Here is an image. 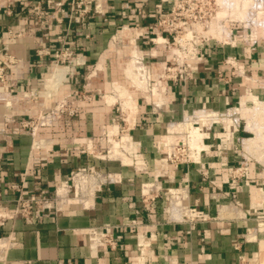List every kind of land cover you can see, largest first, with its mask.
<instances>
[{
	"label": "crops",
	"instance_id": "crops-1",
	"mask_svg": "<svg viewBox=\"0 0 264 264\" xmlns=\"http://www.w3.org/2000/svg\"><path fill=\"white\" fill-rule=\"evenodd\" d=\"M34 1L0 0V48L8 42L7 29L28 27L27 36L10 45L19 62L9 70L5 90L0 88V183L5 203L0 208L4 217L0 218V264H264V147H247L246 141L255 137L253 132L234 125L229 140L219 142L196 164L161 165L156 154V144L164 141L175 120L197 109L229 110L244 96L264 100L263 28L251 35L232 36L229 43H223L225 39L209 43L193 76L185 83L165 81L159 98L152 95L155 88L157 92L153 86L150 102L160 106L141 109L136 118L139 126L132 131L146 149L148 165L136 167L142 171L131 165L115 169L91 165L107 169L103 174L115 178L96 185L94 191L88 189L81 194L83 199L65 196L67 202H62L63 197L51 198L56 187L57 191L66 186L58 175L88 165H61L64 158L55 157L54 140L42 134L46 128L31 136L20 130V122L29 117L26 112L31 107H36L35 118H39L44 113L40 104L53 106L74 88L84 86L92 91L99 86L108 91L105 99L86 104L70 128L71 134L80 131V140L88 147L97 146L96 138L104 128L112 127L114 117L113 103L106 96H115L114 78L120 72L126 74L123 64L114 70L119 52L115 53L112 38L121 26H137L133 27L136 30L150 24L158 15L157 6L168 10L172 0H97L96 11L81 21L58 13L41 25L36 21L33 25L28 13ZM8 6L13 8L12 15L4 12ZM130 34L124 40L131 38L139 51L142 70L149 75L162 71L163 47L140 33ZM63 38L83 62L48 88L45 79L53 67V51ZM260 80L263 83L256 87L253 83ZM29 90H41L46 101L24 98ZM71 156L65 161L83 158L76 152ZM243 159L247 165H239ZM23 175L25 197L37 192L43 207H48L41 220L17 212L18 195L9 186L20 184ZM187 205H195L201 217L186 219L183 210Z\"/></svg>",
	"mask_w": 264,
	"mask_h": 264
},
{
	"label": "rangeland",
	"instance_id": "rangeland-1",
	"mask_svg": "<svg viewBox=\"0 0 264 264\" xmlns=\"http://www.w3.org/2000/svg\"><path fill=\"white\" fill-rule=\"evenodd\" d=\"M219 1L220 4H218V8L216 9L214 16L209 21L208 23L209 25H207V27L206 26L198 27L199 29L202 28L201 33L203 37H211V42H212L215 41L213 38H218L221 40H224L226 38L228 39L231 28H232L233 37L244 36L245 34L251 35L257 29L258 31H260L261 28H263L264 30V0H262V2H258L261 0L258 1L219 0ZM30 19L34 21L33 25H35V21H37V18L31 17ZM240 20L246 22L247 25H244L243 22H240ZM32 27L34 26L31 25V28ZM26 29L28 30V27ZM14 30H16V32L12 31V33L9 34H8L9 30L8 29L6 30L8 40L11 39V34L13 35V33H15L16 37L20 33V36L16 38L17 40L22 37L25 38L27 36V30H25L23 27L14 28ZM203 31L206 32L203 33ZM116 33L118 38L116 42L113 44V46L115 47L114 48L115 53L117 52V50L120 53L119 55L120 58L118 57L120 63L119 62L116 63L118 60L117 59L115 60L114 70L117 71L120 67L121 68H123L124 66L126 67L128 60H130L129 59L130 56L131 55L133 56V54L135 53L137 57V64L139 66L140 73L138 75L139 77L138 82H136L135 79L132 78L131 76H128L127 74L123 73L124 71L120 72V75H118L119 78L117 77L114 78L113 82H116L117 84L120 83L119 88H112L116 93L115 96L113 93H111L112 95L106 96L107 101L111 102V104L113 103L112 107L114 110V114H113L114 117L111 122L112 127L108 126L103 129L104 131L102 132V134L96 138V141L98 143L97 146L91 145V147L90 146L88 147L87 143L80 140L81 138L80 131H76V133L71 134L70 128L73 127L71 121L73 120L74 117L79 115V113L83 112L84 106L86 104L92 101L94 103L96 101H100L108 93V91H101L99 86H96L97 88L96 89L94 88L92 91H90V89H86L84 86L79 88H74L73 92H71L69 95L66 94L67 96H65L62 99L63 101L60 100L56 102L55 105L53 106H47L45 103L40 104V108L44 110L43 111L44 113H39V114L46 115L45 119H42L40 115L39 118L37 117L35 118L36 116L35 106L31 107L33 108L30 109L31 112H26V114L29 117H25L24 119H22V121L24 122H29V123L33 122L32 124L34 125L37 131H40V129L43 127L46 128L45 130H43L42 134H44L46 140H50V139L54 140L55 147L53 146L52 147L55 151H58L56 153L58 154V156L55 157H60L59 155H63L64 158V160L61 162V165H67V164L88 165L87 168L84 167H81L79 169L73 168L71 170H67L65 173L63 171L61 173L62 177L61 174L58 175V181L60 183L63 181L68 186L67 187L68 189L67 196H69L68 199H83L81 194L85 193V189H86L85 184L87 182H95L98 185L100 183H103L104 180L107 181L110 178L111 179L115 178V176L114 177L111 175L106 176L105 174H103V172H107V169H101L98 166H91V165H103V166L109 165L111 169L118 168V165H131L134 168H136L137 165H148V162L146 161L147 157L144 154L146 149H144L145 147L143 146V143H141L140 141L137 140L136 137H134L132 131L137 129V127L139 126L138 120H136V118L138 117L141 109H146L148 106L159 108L160 106L159 104L150 102L149 99L150 91L153 89L154 82H156L157 80H161L160 86H156L157 92L155 88L154 89L155 92L152 94L154 98H159L160 95L159 93L162 92L161 91L162 84L166 85L165 79L159 77L160 74L163 73L161 70L157 71L156 74H154V72L153 73L151 72L149 78L148 72L142 70V65H140V60L138 59L139 58L138 55H140V53L134 47V44L131 42V38L129 39V41L124 40V37L127 34L129 35L131 33L132 35L135 36V34L138 35V33H142L139 27L138 29L135 30V28L129 26L128 24L125 25L124 27L123 26L119 27ZM144 35H148V38L146 39H149L150 37L153 36L151 32ZM241 39H243V37ZM15 43L16 42H13L11 45ZM67 46H71V45L63 38L60 45L57 46L56 49H60V50L62 49L63 51H65ZM75 53H77L76 50ZM162 53H163L162 55L163 59L161 60L163 61L166 59V56L168 55V48L163 47ZM51 61L53 66H55L56 62L53 61V59H51ZM78 61L81 63L83 62L81 58L78 59ZM148 61L150 64L151 60L149 59ZM148 61L145 62V65H147ZM121 64H123L124 66ZM66 65L69 68V72L72 71V69L74 68V66L68 63L61 64V62H59V64L56 66L65 67ZM157 65L155 64L153 67H156ZM148 68L149 67L147 66V69ZM98 80L100 81V79ZM258 83L262 84L263 82L260 80L254 82L253 84L256 85L257 87L259 85ZM6 87H4L3 90H5ZM168 90H166L167 95L170 94V91ZM244 93L245 92L242 93V96L244 95ZM43 95L44 94L41 93V90H29L26 92L24 98L29 100H36V101L39 100L45 102L46 101L45 98L47 96H43ZM104 99L102 100L103 102ZM248 99L250 98L244 96L238 99V103L231 106L229 110L218 112V114H213V112L209 109L207 110L197 109V111H193L183 119H180L181 121L175 120V122H183V124L181 123L170 124L168 126L169 133L166 134L165 132L166 135L164 138L166 139H163L164 142L167 143L171 152L168 154L167 152L168 147L166 146L167 147L166 150L164 147L165 146L164 143L159 142L158 144H156L157 157L158 159H160V161L161 160L164 161L162 162L161 165L179 166V165L196 164L198 162V156H202L204 155V153L205 154L209 153L210 149L216 148L219 142L229 140L228 134L230 133L234 125H237L239 128L241 127V129H246V130L249 129L250 131L253 132L254 136H261L258 132L261 129L260 127L264 126V117L259 116V114H250L249 109L255 105L254 104L255 102L258 101L262 102L263 99L259 100L252 96L251 99L253 100L251 99L248 100ZM40 108L38 107L39 110ZM263 131H264V127H263ZM194 132H200L201 134L199 146H191L189 143L190 135ZM255 138L256 137H254V139ZM251 139L252 137L249 138V140H247L248 142L246 141L247 147L248 146L251 147L254 144H256L254 146H259L257 147L258 149L260 147H264V140H259L257 138V141L255 142V140L253 141ZM182 140H184V144L179 143ZM205 143H210L207 146L208 148L204 147ZM69 149L73 151V153H70V155L67 151ZM87 149H89L88 150L89 152L87 151ZM100 150H102V152H100ZM75 152L81 154L83 156L82 158L83 160L81 159V161L78 162L76 160L74 162H70V161L66 162L65 159L67 157L68 159L69 157L72 158L71 155H74ZM165 152H167V154H164ZM149 156L150 155L148 154V157ZM74 157L75 156H73V158ZM157 157H155L154 160ZM248 157L250 158L251 156ZM59 159L58 160L55 159V163H59ZM140 160L144 161L147 164H143L142 161L140 162ZM247 164H248L247 159H243V161L239 163V165H247ZM137 170L140 172L143 170V168H139ZM77 171L85 172L88 174L85 176L83 174H79L77 176V178L79 177L78 178L79 183L83 184L80 186H78L75 180H73L74 172ZM108 171H112V170H108ZM100 173H102V175ZM164 174H168V172L166 171V173ZM102 176H104L106 179L104 177L101 179ZM98 179L100 180V182L98 181ZM56 188L53 191L52 193L53 197L51 198L52 199L56 198L57 200ZM58 193L59 195L60 194L64 195L65 191L62 188V192H59L58 190ZM94 193L92 194V196L94 195ZM166 196H168L167 193L165 194V198ZM190 207L196 208L195 205H187L183 210L184 211L183 214L189 216L190 211L188 210ZM189 217L191 218L192 216Z\"/></svg>",
	"mask_w": 264,
	"mask_h": 264
},
{
	"label": "built area",
	"instance_id": "built-area-1",
	"mask_svg": "<svg viewBox=\"0 0 264 264\" xmlns=\"http://www.w3.org/2000/svg\"><path fill=\"white\" fill-rule=\"evenodd\" d=\"M96 3L97 0H36L28 9V13L30 18L36 17V23L40 25L46 23L47 19L55 17L58 13L69 20L81 21L96 11ZM218 4H220L219 0H172L168 10H166L161 4L158 5V15L156 19L148 25L139 27V29H142V33L139 34L140 37L148 38V35L144 34L151 32L153 36L149 38L150 43L168 48V55L163 61V73L160 74V78H164L166 82L185 83L193 76L194 71L205 59L206 46L211 43V37H203L201 33L202 28L199 29L198 27H207V25H209L208 23L214 16ZM4 12L8 15H12L13 8L8 6L5 8ZM133 27L137 28V26ZM8 30V34L12 33V31L16 32L14 29ZM205 32L206 31H203V33ZM19 36L20 33L17 37ZM17 37L15 36V33H13V35L11 34V39H9L7 44L0 49V88L2 89L6 87L9 70L13 65L19 62L18 57L10 50V45L17 41ZM213 39L218 41L221 40L218 38ZM226 39L223 43H229V41H231L232 28L228 40ZM78 59V54L75 53V49L71 46H67L65 51L62 49H55L53 51V61L56 62V65L61 62L68 63L75 67V65L82 64ZM65 67L68 66L66 65ZM160 84L161 80L154 82V86H160ZM212 112L213 114H218V112ZM32 123L33 122L29 123L21 121L20 130L28 135L35 136L37 130ZM176 123L183 124V122ZM168 133L167 130V134ZM160 143H164V147L167 150V143L164 141H160ZM179 143L184 144V140ZM167 152L168 154L171 152L169 147ZM167 152L164 154H167ZM200 157L201 156H198V160ZM77 174L88 175L81 171L74 172L73 180H75L77 185ZM21 179L22 181L20 184L13 183L9 186V189L14 190L18 195L17 198H15L17 212L27 219H43L47 215L46 209H48V207H43L42 198L36 196L39 194L37 192H33L30 197H25V189L24 185H22L26 180L25 175H23ZM96 185L95 182H89V184L87 182L85 185V192L88 191V189H91L92 191L95 190ZM67 187L66 184V189ZM67 192L68 189L66 191V196ZM56 197H61L58 194V189L56 191ZM4 205V194L0 183V208ZM188 211H190L189 216H192L190 218L186 215L188 220H195V218L197 219L202 215L200 211L194 207H190ZM0 218L4 219L1 215ZM108 241H110V244L114 247L116 246L113 240L109 239ZM59 264L75 263H64L63 261H60Z\"/></svg>",
	"mask_w": 264,
	"mask_h": 264
},
{
	"label": "bare ground",
	"instance_id": "bare-ground-1",
	"mask_svg": "<svg viewBox=\"0 0 264 264\" xmlns=\"http://www.w3.org/2000/svg\"><path fill=\"white\" fill-rule=\"evenodd\" d=\"M246 2V1H245ZM243 5H244V3H243ZM117 35H114V37L112 38V40H113V44L116 42V40H117ZM116 45V44H115ZM118 51V50H117ZM119 55H120V53L118 54V57H119ZM130 60H128V62H127V64H126V67H125V72H126V74L128 75V76H131L132 78H134L135 79V81L136 82H138V75H139V66H138V64H137V57H136V54L134 53L133 54V56L131 55L130 56V58H129ZM101 63V62H100ZM62 64V63H61ZM141 65V64H140ZM68 70H69V68L68 67H59V66H53L52 67V69L47 73V75H46V79H45V84H46V86L45 87H48V88H52V87H55L57 84H59L60 82H62V80L65 78V74L68 72ZM145 71V70H144ZM116 83V82H115ZM115 83H113V88H119V84H115ZM247 98H251V97H248L247 96ZM246 99V98H245ZM264 100H262V102H255V105L254 106H252L250 109H249V111H250V114H259V116H262V117H264V102H263ZM258 103V104H257ZM133 106V105H132ZM247 114H248V112H247ZM256 118V117H255ZM259 123H260V121H259ZM182 127H183V125H182ZM185 127V126H184ZM263 127L264 126H262V127H260L261 129L259 130V134L261 135V136H255L256 138L254 139V138H252L251 140H255V142L257 141V138L259 139V140H264V131H263ZM191 128V127H190ZM197 128V127H196ZM258 129V128H257ZM263 131V132H262ZM169 132V131H168ZM173 133V132H172ZM171 133V134H172ZM169 136V135H168ZM200 138H201V134H200V132H194V133H192L191 135H190V138H189V143H190V145L191 146H199L200 144H199V142H200ZM164 139H166V138H164ZM250 140V141H251ZM258 140V141H259ZM249 141V142H250ZM169 143V142H168ZM254 143V142H253ZM262 143V142H261ZM260 143V144H261ZM249 145V144H248ZM251 145V144H250ZM254 145H256V144H254ZM79 174H77L76 175V179H77V181L79 182V177L77 178V176H78ZM84 176L86 175V174H83ZM102 175V174H101ZM113 177H114V175H112ZM104 176H102L101 177V179L103 178ZM81 178V177H80ZM105 178V177H104ZM97 179V178H96ZM106 179V178H105ZM111 179V178H110ZM81 180H83V179H81ZM80 180V181H81ZM96 181V180H95ZM98 181L100 182V180L98 179ZM97 181V182H98ZM104 181H106V180H104ZM83 182H86V181H83ZM99 185V184H98ZM62 188L64 189V191H65V194L64 195H61V197H63V199H62V202H67V198L65 197L66 196V191H67V189H66V186L64 185V186H62V187H60L58 190H59V192H62ZM59 194V193H58ZM63 194V193H62Z\"/></svg>",
	"mask_w": 264,
	"mask_h": 264
}]
</instances>
